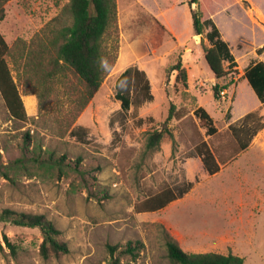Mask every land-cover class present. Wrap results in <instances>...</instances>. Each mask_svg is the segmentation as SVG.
<instances>
[{"label":"rangeland","instance_id":"rangeland-1","mask_svg":"<svg viewBox=\"0 0 264 264\" xmlns=\"http://www.w3.org/2000/svg\"><path fill=\"white\" fill-rule=\"evenodd\" d=\"M202 1L211 12L201 3L193 8L215 20L238 73L220 79L212 73L208 28L195 34L188 0L167 11L157 0H117L116 20L102 41L117 55L115 66L82 110L84 82L65 64L50 63L61 29L73 23L70 0L6 3L0 30L27 119L13 118L0 92V212L45 214L69 252L44 258L40 228L0 219V264H112L109 245L129 241L142 246L136 257L121 254L122 264H168L167 235L187 252L232 251L246 264H264V103L244 75L264 61V0ZM30 50L43 57L37 74L26 63ZM180 60L186 80L173 69ZM130 65L147 72L154 99L123 110L116 81ZM216 83L225 86L219 100ZM199 106L213 117L215 134L195 114ZM250 111L263 127L242 150L232 126ZM169 116L172 135L148 151L149 131ZM202 141L221 163L213 175L193 155ZM190 181L193 187L166 207L137 211L148 196Z\"/></svg>","mask_w":264,"mask_h":264},{"label":"trees","instance_id":"trees-1","mask_svg":"<svg viewBox=\"0 0 264 264\" xmlns=\"http://www.w3.org/2000/svg\"><path fill=\"white\" fill-rule=\"evenodd\" d=\"M8 1L0 0V20L6 16L5 5ZM157 1L161 9L167 11L179 0ZM194 3H201L202 8L210 12L212 10H209L202 0H188L195 34H203L208 28L206 38L209 40L210 46L205 49V59L212 73L217 79L226 77L230 73H238L236 57L229 42L223 37L219 26L211 16L204 17L203 9L193 8ZM70 10L73 23L61 29L55 44L57 48L53 54H50V63L65 64L84 82L85 89L81 93L79 109L82 110L98 93L105 76L115 66L117 55L106 51L102 41L111 23L116 20L117 0H70ZM10 52L11 46L0 30V92L11 116L15 119L26 120L27 111L24 99L8 61ZM25 57L26 63L37 74V69L43 59L41 52L30 50L28 53L26 52ZM173 69L178 70L177 77L186 80V70L181 60L173 66ZM244 75L251 85V89L253 88L259 100L264 103V61H256L249 65ZM224 87L219 83L213 86L215 99L222 98ZM115 97L120 100L123 110H129L132 105L138 108L144 103L152 101L154 94L147 72L137 65L127 67L117 78ZM195 114L205 122L209 135L217 132L214 119L204 106L196 108ZM170 116L161 125L149 131L146 146L148 151L158 149L165 134L172 135L168 126ZM149 119L153 118L149 117ZM139 121L143 122L144 118H140ZM240 123L242 125L232 127L243 150L249 146L252 137L263 127V122L257 111H250L240 119ZM253 124L254 126H252ZM75 131L72 129L71 133L75 135ZM193 155L202 159L204 168L209 174L213 175L220 170L221 163L207 141H202ZM192 187L193 182L191 181L183 186L166 187L137 204L136 209L137 211L162 209L170 202L184 196ZM0 219L16 225L40 228L43 233L40 253L44 258L59 257L69 252V245L63 239L61 229L43 213L18 212L11 208H5L0 212ZM4 241L10 249L15 251V245L6 234ZM0 245H2L1 239ZM141 246V241H129L123 248L109 245L112 264H122L121 254H130L132 257H136L137 250ZM166 247L168 264H246L243 256L232 251L228 253L187 252L170 235H167Z\"/></svg>","mask_w":264,"mask_h":264}]
</instances>
